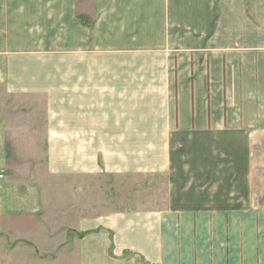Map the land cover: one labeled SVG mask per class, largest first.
Instances as JSON below:
<instances>
[{"label": "crops", "instance_id": "0c3cea01", "mask_svg": "<svg viewBox=\"0 0 264 264\" xmlns=\"http://www.w3.org/2000/svg\"><path fill=\"white\" fill-rule=\"evenodd\" d=\"M0 87L43 100L49 173L89 195L166 180L163 209L69 223L74 264H264V0H0ZM27 129L0 122V171ZM41 211L34 189L1 187L5 264L59 234Z\"/></svg>", "mask_w": 264, "mask_h": 264}, {"label": "rangeland", "instance_id": "374dc122", "mask_svg": "<svg viewBox=\"0 0 264 264\" xmlns=\"http://www.w3.org/2000/svg\"><path fill=\"white\" fill-rule=\"evenodd\" d=\"M42 106L43 100L7 96L0 87V122L32 127L7 132L8 160L5 171H0V190L5 185L18 187L20 190L34 189L42 205V218H53L56 224L53 228H48V236L56 234L55 228L58 225L59 234L53 241L45 242L39 248H36V243L28 242V264H74L73 238L78 239L83 233L73 232L69 223L88 214L96 216L99 213L163 209L166 180L157 176L103 178L96 182L98 186L101 184L106 193L89 195L84 189L83 179L49 173L46 167L48 148L45 144V131L40 129ZM258 154L259 148L256 147V159L259 158ZM253 177V191H256L252 194L253 202H264V164L253 163ZM95 185L92 184V188ZM2 237L1 233L0 238L3 239ZM15 244L9 243L8 249ZM23 257V254H19L15 264L23 262ZM0 264H5L1 257Z\"/></svg>", "mask_w": 264, "mask_h": 264}]
</instances>
